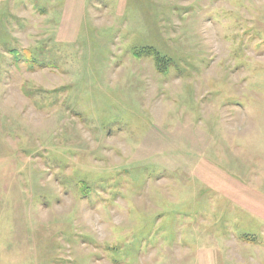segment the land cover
<instances>
[{"label":"rangeland","instance_id":"1","mask_svg":"<svg viewBox=\"0 0 264 264\" xmlns=\"http://www.w3.org/2000/svg\"><path fill=\"white\" fill-rule=\"evenodd\" d=\"M0 264H264V0H0Z\"/></svg>","mask_w":264,"mask_h":264},{"label":"trees","instance_id":"2","mask_svg":"<svg viewBox=\"0 0 264 264\" xmlns=\"http://www.w3.org/2000/svg\"><path fill=\"white\" fill-rule=\"evenodd\" d=\"M141 49H142V51L140 52V54H154L157 57V61L159 62V64L162 65L163 63L167 62V59L164 56H162L159 52H157V50L154 49L153 47H149V48L144 47ZM244 238L251 240L248 236H246Z\"/></svg>","mask_w":264,"mask_h":264}]
</instances>
